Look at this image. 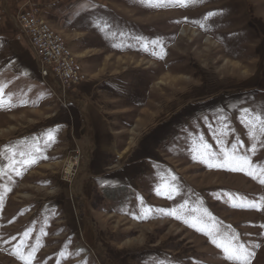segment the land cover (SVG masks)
Listing matches in <instances>:
<instances>
[{
    "label": "rangeland",
    "instance_id": "374dc122",
    "mask_svg": "<svg viewBox=\"0 0 264 264\" xmlns=\"http://www.w3.org/2000/svg\"><path fill=\"white\" fill-rule=\"evenodd\" d=\"M29 6L85 82L43 80ZM0 97V264H264V0H0Z\"/></svg>",
    "mask_w": 264,
    "mask_h": 264
},
{
    "label": "built area",
    "instance_id": "2783aa9c",
    "mask_svg": "<svg viewBox=\"0 0 264 264\" xmlns=\"http://www.w3.org/2000/svg\"><path fill=\"white\" fill-rule=\"evenodd\" d=\"M16 25L33 52L43 80L51 79L62 92L86 81V74L76 57L63 38L51 29L39 8L23 7L16 17ZM68 164L63 170L66 179L71 177L74 169L66 173Z\"/></svg>",
    "mask_w": 264,
    "mask_h": 264
},
{
    "label": "snow or ice",
    "instance_id": "6c2138e0",
    "mask_svg": "<svg viewBox=\"0 0 264 264\" xmlns=\"http://www.w3.org/2000/svg\"><path fill=\"white\" fill-rule=\"evenodd\" d=\"M176 2L180 6H188L189 0H176ZM191 2H202V0H191ZM158 6V5H157ZM216 13H209V16L215 15ZM208 17H205L207 19ZM203 27V25H201ZM0 106H3V99L0 97ZM250 125L255 128L256 125L260 126V131L264 132V117L257 115L249 121ZM49 139L54 140V137L51 133H49ZM255 149H253L254 151ZM28 163H34L35 160L31 159L27 161ZM223 167H231L233 171H245L247 169V174L253 176V178H257L255 169L251 163V161L247 157H238V156H229L227 157L225 163L223 165H218ZM264 172V169L260 170ZM19 174V173H18ZM173 179H175L173 177ZM260 182L264 183V178H260ZM264 200V198H262ZM249 207H257L259 208L260 205L255 203L248 205ZM174 214V213H173ZM179 218V217H177ZM236 237H229L227 242L224 240H213V243L217 245V247L222 248L223 252L226 254V258L228 260L237 261L239 264H248V257L252 255L251 253L247 252L243 245H235L232 243V240H235ZM20 259H26L24 256H20ZM26 264H30V258L26 259Z\"/></svg>",
    "mask_w": 264,
    "mask_h": 264
},
{
    "label": "bare ground",
    "instance_id": "6f19581e",
    "mask_svg": "<svg viewBox=\"0 0 264 264\" xmlns=\"http://www.w3.org/2000/svg\"><path fill=\"white\" fill-rule=\"evenodd\" d=\"M74 167V163H69L66 169V173H68L69 171H71V169ZM65 170V169H64Z\"/></svg>",
    "mask_w": 264,
    "mask_h": 264
}]
</instances>
